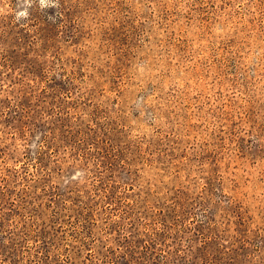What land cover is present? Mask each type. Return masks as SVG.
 Listing matches in <instances>:
<instances>
[{
    "label": "rangeland",
    "instance_id": "obj_1",
    "mask_svg": "<svg viewBox=\"0 0 264 264\" xmlns=\"http://www.w3.org/2000/svg\"><path fill=\"white\" fill-rule=\"evenodd\" d=\"M0 264H264V0H0Z\"/></svg>",
    "mask_w": 264,
    "mask_h": 264
},
{
    "label": "trees",
    "instance_id": "obj_2",
    "mask_svg": "<svg viewBox=\"0 0 264 264\" xmlns=\"http://www.w3.org/2000/svg\"><path fill=\"white\" fill-rule=\"evenodd\" d=\"M43 247L45 248V250H46V253H45V255H46V258H49V256H50V253H48L49 252V247H48V245H47V243H46V245H43ZM129 248V247H128ZM127 254H130V255H132V252L129 250L127 253H126V255ZM39 258H41V259H43V256H41V255H39ZM36 262V261H35ZM37 262H39V261H37Z\"/></svg>",
    "mask_w": 264,
    "mask_h": 264
}]
</instances>
